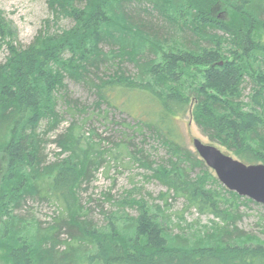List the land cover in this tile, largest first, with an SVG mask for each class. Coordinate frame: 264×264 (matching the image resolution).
Instances as JSON below:
<instances>
[{"label": "trees", "instance_id": "trees-1", "mask_svg": "<svg viewBox=\"0 0 264 264\" xmlns=\"http://www.w3.org/2000/svg\"><path fill=\"white\" fill-rule=\"evenodd\" d=\"M47 3L52 18L26 46L18 45L0 12V48L8 51L0 63V156L7 161L0 181V253L7 262L264 264V242L238 226L240 206L250 199L219 182L184 144L179 126L191 110L211 143L247 165L264 164V0ZM63 20L72 26L59 29ZM50 22L57 31H50ZM66 79L92 88L95 110L105 114V105L135 124L123 121L116 142L95 130L85 136L73 123L55 141L68 157L47 163L44 135L61 123L59 98L75 105L74 112L85 109L78 111ZM152 140L166 151L161 162L152 157ZM107 156L138 164L146 181L166 188L159 196L164 203L135 199V190L122 200L107 195L117 210L102 208V226L90 219L79 192ZM29 198L62 203L65 212L43 227L17 212ZM170 198L213 217L214 226L176 233ZM128 207H137L138 215H129Z\"/></svg>", "mask_w": 264, "mask_h": 264}, {"label": "rangeland", "instance_id": "rangeland-1", "mask_svg": "<svg viewBox=\"0 0 264 264\" xmlns=\"http://www.w3.org/2000/svg\"><path fill=\"white\" fill-rule=\"evenodd\" d=\"M47 2L48 0H0V12L8 25L12 28L18 45L26 46L30 44L38 32L45 28L46 22L51 20L52 14ZM151 15L150 18L153 19L154 22H161L159 21L160 15L157 12H152ZM50 24L51 32L58 30L57 27H54L53 23L50 22ZM58 26H60L59 29L70 28L72 26V21L63 20ZM7 56L8 51L6 46L0 48V63H4ZM103 70L105 69L103 68L102 71ZM106 71L107 70L104 72ZM65 83L69 88V96L73 100H77L80 104L78 106V111L82 110V108L85 109L82 112H74L75 105L69 107L63 99L59 98L57 112L62 116L61 123L56 130L44 135L42 157L47 163L54 162L58 158L64 159L68 157L66 153H62L55 141L59 135L66 132L73 123L81 125V133L85 136H89V133L95 130L102 138H109L110 140H116V142L122 139L121 134H123L124 130L121 124L123 121L128 122L131 126L135 124L133 119L126 113L108 108L105 105L102 107V110L106 112L105 114L103 112L101 113L99 110H95L94 107L97 96L90 86L77 84L71 79H66ZM179 126L184 144L190 151L195 152L193 146L194 139H199L205 144L211 143L197 126L191 110L179 120ZM46 128L47 121L45 120L41 123L39 132L43 134ZM127 132L129 134H134L132 129L127 130ZM139 140H141V136ZM107 144L113 145L112 142L105 140L104 145L106 146ZM151 144L154 145L152 149L153 159L157 162H161L166 154L164 147L157 144L154 140H152ZM214 145L218 146L224 153L237 159L233 153L228 152L217 144ZM6 169L7 161L3 156H0V181ZM145 175L144 170L138 164L129 161L127 156H120V160H112L110 156H107V160L103 167L97 172H94L93 177L90 178L89 181H85L82 184L79 192L82 205L89 208L91 211L89 218L97 222L99 226L104 225L105 219L102 214V208L106 211L117 210V207H113L112 203L106 201L107 195H110L114 200H122L127 196L126 193L128 191L133 190L136 192L133 195L135 199L140 200L145 198L147 201L149 200L150 203L163 204L164 202L159 200V196L161 193L166 192V188L155 180L146 181L144 178ZM148 194H151L152 197L150 198ZM246 199L248 200V198ZM169 203L171 208L168 213L171 215L174 224H176V227L173 226L176 233L182 231L181 227L184 228L183 231L190 232V229L204 231L214 226L213 217L208 215L200 216L194 209L186 210L183 199L175 201L173 198H170ZM17 212L26 219L32 220L34 218L41 222L43 227H48L53 226L56 219L63 215L65 207L62 203L29 198L23 209ZM126 212L135 217L138 215V208L128 207ZM239 213L242 216L240 222H238L239 228L264 242V206L251 200L250 202L245 201V204L240 206ZM190 226L192 228L188 229ZM60 237L63 240L68 237L64 229ZM62 249L63 246L61 247V250ZM6 258L5 255L0 253V264H9Z\"/></svg>", "mask_w": 264, "mask_h": 264}, {"label": "water", "instance_id": "water-1", "mask_svg": "<svg viewBox=\"0 0 264 264\" xmlns=\"http://www.w3.org/2000/svg\"><path fill=\"white\" fill-rule=\"evenodd\" d=\"M193 146L225 188L264 206V164L247 165L199 139L193 140Z\"/></svg>", "mask_w": 264, "mask_h": 264}]
</instances>
